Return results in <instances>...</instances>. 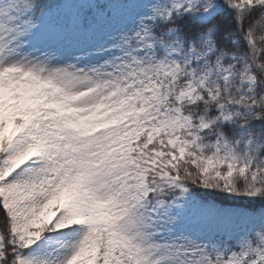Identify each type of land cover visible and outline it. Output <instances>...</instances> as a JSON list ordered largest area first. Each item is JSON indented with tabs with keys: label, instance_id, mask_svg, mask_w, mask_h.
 Wrapping results in <instances>:
<instances>
[{
	"label": "snow or ice",
	"instance_id": "obj_1",
	"mask_svg": "<svg viewBox=\"0 0 264 264\" xmlns=\"http://www.w3.org/2000/svg\"><path fill=\"white\" fill-rule=\"evenodd\" d=\"M0 264H264V0H0Z\"/></svg>",
	"mask_w": 264,
	"mask_h": 264
}]
</instances>
